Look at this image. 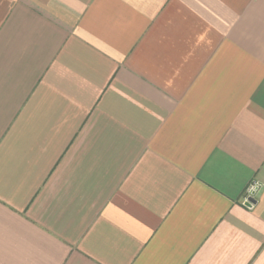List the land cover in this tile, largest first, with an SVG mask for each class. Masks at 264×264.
Instances as JSON below:
<instances>
[{
    "label": "crops",
    "instance_id": "0c3cea01",
    "mask_svg": "<svg viewBox=\"0 0 264 264\" xmlns=\"http://www.w3.org/2000/svg\"><path fill=\"white\" fill-rule=\"evenodd\" d=\"M0 264H264V0H0Z\"/></svg>",
    "mask_w": 264,
    "mask_h": 264
},
{
    "label": "built area",
    "instance_id": "2783aa9c",
    "mask_svg": "<svg viewBox=\"0 0 264 264\" xmlns=\"http://www.w3.org/2000/svg\"><path fill=\"white\" fill-rule=\"evenodd\" d=\"M262 184L260 181L255 180L249 184L246 189L245 196H244V203L245 205L252 207L254 203H252V199H255L258 191L260 190Z\"/></svg>",
    "mask_w": 264,
    "mask_h": 264
},
{
    "label": "water",
    "instance_id": "95a60500",
    "mask_svg": "<svg viewBox=\"0 0 264 264\" xmlns=\"http://www.w3.org/2000/svg\"><path fill=\"white\" fill-rule=\"evenodd\" d=\"M251 201H252V203H255V199H252Z\"/></svg>",
    "mask_w": 264,
    "mask_h": 264
}]
</instances>
